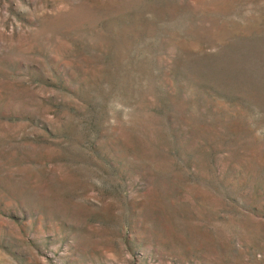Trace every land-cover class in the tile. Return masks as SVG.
I'll return each instance as SVG.
<instances>
[{"label":"rangeland","instance_id":"374dc122","mask_svg":"<svg viewBox=\"0 0 264 264\" xmlns=\"http://www.w3.org/2000/svg\"><path fill=\"white\" fill-rule=\"evenodd\" d=\"M0 264H264V0H0Z\"/></svg>","mask_w":264,"mask_h":264}]
</instances>
